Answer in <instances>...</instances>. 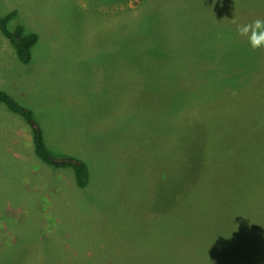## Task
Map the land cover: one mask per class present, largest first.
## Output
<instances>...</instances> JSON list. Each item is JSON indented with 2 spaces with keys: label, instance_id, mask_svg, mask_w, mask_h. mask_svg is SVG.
<instances>
[{
  "label": "rangeland",
  "instance_id": "rangeland-1",
  "mask_svg": "<svg viewBox=\"0 0 264 264\" xmlns=\"http://www.w3.org/2000/svg\"><path fill=\"white\" fill-rule=\"evenodd\" d=\"M11 11L7 28L37 41L23 64L0 33V90L32 112L51 155L83 160L89 176L79 189L71 170L44 164L21 117L0 103V264L159 263L170 99L168 84H153L168 77L150 67L155 57L121 52L123 17H154L172 69L186 58L194 66V84L177 87L181 107L208 102L206 144L237 155L264 141V0H0V17ZM143 26L130 48L150 44ZM258 251L218 264H264Z\"/></svg>",
  "mask_w": 264,
  "mask_h": 264
},
{
  "label": "trees",
  "instance_id": "trees-1",
  "mask_svg": "<svg viewBox=\"0 0 264 264\" xmlns=\"http://www.w3.org/2000/svg\"><path fill=\"white\" fill-rule=\"evenodd\" d=\"M148 5L150 4L144 6ZM13 14L11 11L0 17V33L12 46L18 61L27 64L37 35L25 33L19 25L9 30L6 24ZM142 16L141 11L134 23L123 17L120 50L128 55L135 52L138 57L144 54L149 60L155 57L153 65L149 66L167 75L168 79L153 84V87L168 84L170 99L167 114L169 131L164 158L169 166L161 169L158 180L162 183L156 184L157 213L156 223L153 225L156 230L153 235V259L155 261L161 255V260L152 264L242 263L246 259L244 254H240V250L255 251L256 254L259 253L258 250H264V141L258 140L257 144L248 145L244 153L237 155L228 150L223 155V152L214 148V140H210L209 146L206 144L204 123L211 119L205 117L202 112L206 108L200 106L208 102L185 109L176 98L177 87L185 82L194 84V66H188L185 56V68L180 71L172 69L169 62L172 57L162 43V37L158 35V31H151L154 17L150 18L151 22L146 23V20L142 21ZM141 21L146 25H141ZM157 22L159 23L158 20ZM137 24L147 30L141 31L149 38L146 41L150 44L145 48L135 44V48L129 47L135 39L140 41L137 38L140 34ZM158 26L159 24L156 29ZM138 62H142V71L147 66L146 62L141 59ZM232 94L234 93H223L221 100H228ZM0 103L10 112L18 114L28 127L35 156L50 167L71 170L76 187L84 189L89 176L85 162L70 155H51L32 112L19 105L3 90H0ZM234 119L231 120L234 122ZM248 121L252 127L259 129L258 122ZM259 132L260 129L256 131ZM230 160L238 167L237 170L232 168Z\"/></svg>",
  "mask_w": 264,
  "mask_h": 264
}]
</instances>
